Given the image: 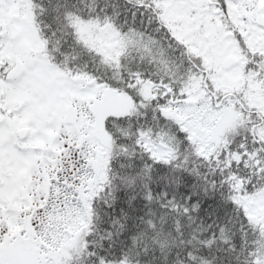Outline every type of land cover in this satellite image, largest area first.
I'll use <instances>...</instances> for the list:
<instances>
[{
    "label": "snow or ice",
    "instance_id": "6c2138e0",
    "mask_svg": "<svg viewBox=\"0 0 264 264\" xmlns=\"http://www.w3.org/2000/svg\"><path fill=\"white\" fill-rule=\"evenodd\" d=\"M0 264H264V0H0Z\"/></svg>",
    "mask_w": 264,
    "mask_h": 264
}]
</instances>
